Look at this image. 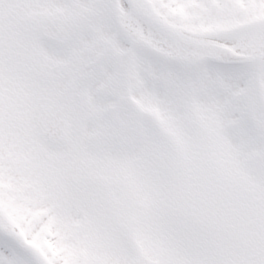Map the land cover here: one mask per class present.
<instances>
[{
	"label": "snow or ice",
	"instance_id": "1",
	"mask_svg": "<svg viewBox=\"0 0 264 264\" xmlns=\"http://www.w3.org/2000/svg\"><path fill=\"white\" fill-rule=\"evenodd\" d=\"M0 264H264V0H0Z\"/></svg>",
	"mask_w": 264,
	"mask_h": 264
}]
</instances>
